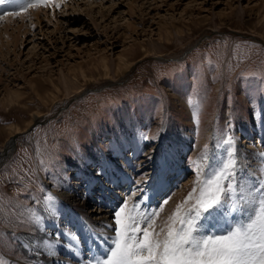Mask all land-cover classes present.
I'll return each instance as SVG.
<instances>
[{"label":"rangeland","instance_id":"1","mask_svg":"<svg viewBox=\"0 0 264 264\" xmlns=\"http://www.w3.org/2000/svg\"><path fill=\"white\" fill-rule=\"evenodd\" d=\"M75 1L54 0L50 7L26 10L21 4L18 14L0 18V150L12 144L0 163V264H32L22 236L40 231L22 225L32 210L44 216L47 194L58 200L51 224L60 222L67 230L71 217L78 219L54 192L66 187L63 182L84 192L70 205L79 203L84 213L92 209L94 200L85 196L80 178L92 176L86 166L100 167L105 152L118 159L115 149L139 145L133 162L137 183H143L133 197L152 181L146 176L153 155L161 158L158 173L165 158L171 161L165 152L174 158L181 151L188 179L182 177L148 208L137 203L140 197L128 199L129 207L138 204V211H146L170 197L158 228L185 205L193 187L199 191L200 172L211 175L223 160L225 138H234L237 152L248 150L249 168L251 149L264 152V0H94L89 13ZM37 8L49 17L41 18L40 27L31 14ZM7 98L9 105L1 102ZM35 112L40 115L32 117ZM15 125L20 132H14ZM250 134L252 142L242 143ZM212 152L215 162L209 167ZM74 179L78 185L70 182ZM123 182L127 197L132 180ZM41 227L53 235L55 227ZM63 248L49 264L67 262Z\"/></svg>","mask_w":264,"mask_h":264},{"label":"snow or ice","instance_id":"2","mask_svg":"<svg viewBox=\"0 0 264 264\" xmlns=\"http://www.w3.org/2000/svg\"><path fill=\"white\" fill-rule=\"evenodd\" d=\"M21 4L25 6L24 10L48 7L50 0H36V3L0 0V5L10 7ZM141 139L152 138L142 135ZM222 143L225 145L223 160L211 175L196 169L200 172L195 182L199 191L193 187L185 205H178L175 212L162 221V227H157V218L169 204L170 197L164 199L158 209L146 211H138V204L129 207L125 198L112 210L111 223L103 226L111 231V235L94 234V239L107 246L106 253L87 257L83 264H264V164L260 166L259 174H248L240 164L234 138L227 137ZM259 156L264 161V152ZM105 175L103 165L94 170L98 179L105 178ZM200 176H203L202 180ZM142 183H137V190ZM193 199L194 203L187 206L188 201ZM56 202L51 193L44 196L43 211L50 215L58 213ZM33 203L41 204L40 201ZM238 212H248L249 215L243 222L237 219L229 225L224 234H209L210 230L206 231L205 221H226L229 217L235 218ZM43 223L44 216L32 210L22 226L43 231ZM63 235L73 242L67 247L79 253V236L70 229L65 230ZM60 236V231L55 233L56 239ZM43 243L48 254L55 255V245L48 239Z\"/></svg>","mask_w":264,"mask_h":264},{"label":"bare ground","instance_id":"3","mask_svg":"<svg viewBox=\"0 0 264 264\" xmlns=\"http://www.w3.org/2000/svg\"><path fill=\"white\" fill-rule=\"evenodd\" d=\"M75 2H76V8H79L80 10L81 9H86L87 12L88 11L91 12V8L95 5V3H94L95 1L94 0H78V1H75ZM51 3H53V2H51ZM51 3L49 4V7L52 5ZM72 4H69V5L66 4L65 6L68 5V7L70 8L72 6ZM57 5H58V1H57ZM68 7H66V8H68ZM66 8L60 10V12L64 11ZM35 10L36 11H34V12L32 11V13L30 11V13L32 14V20H34L35 23L38 26H39L40 23L43 22V21L41 22V18H46L47 20L49 19L48 15H47L48 13L43 12V14H42L43 16H41L40 12H38L39 11L38 8L35 9ZM56 14L57 13H54V16ZM58 14H59V12H58ZM8 20H10V19H8ZM19 24H15L13 26V28H15L16 30L19 29L20 28V25ZM3 27L6 28L7 25H4ZM26 29H24V31ZM13 31H14V29H13ZM1 102L4 103V104H6V105H9L10 104L9 103L10 102V99L7 98L5 100H2ZM32 115H33L32 117H35V116H39L40 114L37 113V112H35ZM172 127H174V126L171 125V128ZM14 128H15V131L14 132H20V129H19L18 126L15 125ZM168 131L169 130H168V127H167V131L166 132H168ZM247 137L248 138H244V140H242L241 142L242 143H245V142L251 143L252 142V140L250 139L251 134L249 136H247ZM173 139H175V144L174 145L176 147L177 146L176 144H178V142H179L180 139L179 138H174V137H173ZM11 146H12L11 141L10 142H6L5 145H4V147L0 150V163L5 158H7V156L9 155V152H11L10 151ZM212 149H213V147H212ZM251 150H252V153L250 154V157L253 160L250 163L252 164L251 165L252 167L251 168L247 167V164H248L247 161L249 162V155H247L246 152L248 150L247 151L246 150H242V149H239L238 150L240 164H241L242 167H244V168L247 169V173L248 174H253V173L259 174V169H260L261 162H262V160L260 159L259 153L263 152V150H261V149H258L257 150V148L256 149H251ZM254 155H257V159L258 160H255L254 159ZM106 157H107V159H110L111 161H113L111 158H108L109 157L108 155ZM168 162L171 165H169V173H166V176H168L169 174H172V173H177V174L174 175L172 178H170L168 180H167V177L164 176L165 173L160 174L157 177V179H155L154 181H152V183H151V185L149 187L150 190H148L149 192L152 191L153 193L158 194V193H160L161 191H163L167 187V185H168L167 183L168 182H170L169 183L170 185L171 184L175 185V184H178L180 182V180L182 178V177H179L178 178V175H180V173H181L180 168L173 166L171 161H168ZM208 162H209L208 163V166L209 167H211L212 164H214L215 159H214V156H213V152L210 154V158H209V161ZM86 168L91 169V167H87V166H86ZM121 179H124L126 181V184H127V182H129V181L131 182V180H132V178L126 172H124L122 174ZM78 180L79 179H77V180L74 179V180H72L70 182H73L76 185H78V183L80 182ZM63 185H65L66 187L62 188V190H57V191H54V192L58 193V196L59 197H57V198L61 201V202L59 201L61 204H63V205L65 204L66 205V206L64 205V207H67V211L69 210V208H72L73 211H74V213L76 212V214L78 215V219L81 220L83 223H86V224L89 223V224H91L94 227V229L96 230V232H98V233H100L102 235H105V236L111 235V231L110 230H106L103 226L105 224L111 223V219L110 218L112 216V210L116 208V202L120 201L121 198L125 197V192L126 191L125 190L123 191V188H121V186H120V188H115V187L114 188H111L110 190H112V191H109V193H106V195L109 196V198H111V203H109V204L107 203L105 205L102 204L103 206H105L104 208L102 206H99V205L97 206V202L99 201V198L97 197V201L94 200L91 203L93 205L92 206V209H90V210H87L86 209V211H85L86 214H85L83 212V208H81L78 205L79 203L76 204L74 202V204H76V205H74L72 203L70 205V203H69L70 200H72V201L77 200V202H78L79 198H81L84 195V192L82 190H76L75 189V187H76L75 185L70 186V185H67L64 182H63ZM119 185H120V183H119ZM127 186L129 187V184ZM124 189H126V188H124ZM129 190L130 189H128L127 191H129ZM102 193H104V192H102ZM91 199H93L92 196H91ZM56 204L58 206V202ZM68 206H71V207H68ZM79 210H80V212H79ZM92 210H94V211H92ZM86 215H87V218H86ZM248 215H249L248 212H244L243 214H241V213L238 212V213L235 214V218L229 217L226 221L223 220L224 222L222 224H220V225H217V222H216L215 225H211L209 227H206V231H209V229H210L211 233H209V234H216V235L224 234V232L226 231V229H227V227L229 225L235 223L237 219H239L240 222H243V220L246 219ZM56 216H57V214H51L50 215V214L44 212V223H46L47 225H50V227L51 226L53 228L55 227V229H52L51 230L52 231L51 234L53 233V235H50L48 233H43V231L42 232L40 231L39 233H30V234H25V235L22 236V242L24 243V245L26 246V248L30 251V253H32L31 254L32 255V262H31L32 264H49V262L51 260V257L53 255H49L48 254L47 246L43 243V241L45 239L51 240L50 242H52L55 245V250H56L55 254L57 253L58 250L61 249V247H63V246L66 245L64 243L63 239L60 238L61 236H63L62 231H65L66 230L65 227L64 226H61V223L60 222L59 223H53V224H51V222L56 219ZM62 222H64V221L62 220ZM221 222H219V223H221ZM56 228H59L61 230L60 231L61 232V236L58 239L55 238V233L58 232V231H56ZM49 230L50 229H46L44 231H49ZM85 248H87V249L84 250L83 247L81 248L79 246V253H81V252L84 251V252H86L88 254L89 251L90 252L92 251V252L95 253V255H99L100 254V256H102L107 251V246L106 245H102V244L99 247H97V246L96 247H93L92 245H87ZM72 250H74V253H77L75 249H72ZM38 252H42L44 254L43 255H39ZM59 262H60V264H64L61 261H59Z\"/></svg>","mask_w":264,"mask_h":264}]
</instances>
